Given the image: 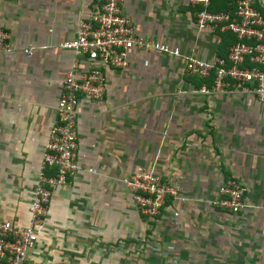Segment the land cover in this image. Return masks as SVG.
I'll return each instance as SVG.
<instances>
[{
  "label": "crops",
  "instance_id": "crops-1",
  "mask_svg": "<svg viewBox=\"0 0 264 264\" xmlns=\"http://www.w3.org/2000/svg\"><path fill=\"white\" fill-rule=\"evenodd\" d=\"M195 1L123 0L120 13L141 37L209 61L229 34L197 31ZM222 1L205 9L222 11ZM250 1L264 17V0ZM99 3L0 0L11 48L0 55V222H25L73 59L58 45ZM127 61L105 73L101 103L79 102V170L52 191L24 264H264V109L240 89L211 92L184 74L181 58L134 51ZM139 169L179 190L155 219L139 215L123 184ZM228 178L245 189L247 208L236 215L211 206Z\"/></svg>",
  "mask_w": 264,
  "mask_h": 264
},
{
  "label": "built area",
  "instance_id": "built-area-1",
  "mask_svg": "<svg viewBox=\"0 0 264 264\" xmlns=\"http://www.w3.org/2000/svg\"><path fill=\"white\" fill-rule=\"evenodd\" d=\"M211 0H196L202 9L194 14L197 31H226L235 42L226 49L224 58L209 61L182 56L179 49L141 37L131 22L120 13L123 0H100L96 11L81 19L74 36L58 45L73 59L63 75L52 123L46 131L22 225L0 222V264H24L34 246L43 222L51 193L69 185L79 167L76 129L77 107L81 100L101 103L106 88V72L124 70L132 52L158 53L181 58L187 77L210 80L211 92L240 89L250 94L264 109V17L250 0H233L232 9L210 12ZM225 1V0H224ZM6 30L0 28V55L11 51ZM32 48L23 49L26 57ZM123 184L136 211L145 219L160 215L166 200H177L179 190L156 175L153 169H139L128 175ZM211 202L215 209L231 215L247 208L245 189L228 178Z\"/></svg>",
  "mask_w": 264,
  "mask_h": 264
},
{
  "label": "trees",
  "instance_id": "trees-1",
  "mask_svg": "<svg viewBox=\"0 0 264 264\" xmlns=\"http://www.w3.org/2000/svg\"><path fill=\"white\" fill-rule=\"evenodd\" d=\"M222 1V0H221ZM233 0H225V1H222V3H223V10L222 11H219V12H223V11H226V10H228V9H232V6H230V4H231V2H232ZM229 35H225V38L224 39H222V43H220L221 44V48L220 49H222L223 48V50H224V48H225V51H224V54H222V55H220L219 57L220 58H224L225 57V54H226V49L231 45V44H233L234 42H235V38L229 33V32H227ZM228 38V39H227ZM227 39V40H226ZM197 81H200V82H203V83H210V80H199V79H196ZM206 86V85H205ZM207 86H208V84H207Z\"/></svg>",
  "mask_w": 264,
  "mask_h": 264
}]
</instances>
